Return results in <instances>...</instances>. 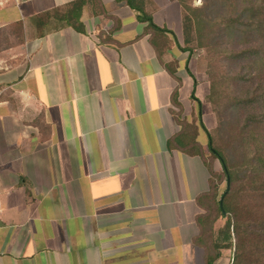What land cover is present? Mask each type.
I'll list each match as a JSON object with an SVG mask.
<instances>
[{
  "label": "crops",
  "instance_id": "crops-1",
  "mask_svg": "<svg viewBox=\"0 0 264 264\" xmlns=\"http://www.w3.org/2000/svg\"><path fill=\"white\" fill-rule=\"evenodd\" d=\"M75 1L0 0V264H206L225 181L181 10L142 0L158 52L125 0Z\"/></svg>",
  "mask_w": 264,
  "mask_h": 264
},
{
  "label": "rangeland",
  "instance_id": "rangeland-1",
  "mask_svg": "<svg viewBox=\"0 0 264 264\" xmlns=\"http://www.w3.org/2000/svg\"><path fill=\"white\" fill-rule=\"evenodd\" d=\"M170 1H173L171 5H178L181 10L182 20L176 26L177 34L182 46L189 48L190 57L188 58L192 60L191 68L201 81H207L205 87L196 91L195 104L198 101L199 105H203L206 113L205 120L208 127L211 128L210 132L214 139L213 143L227 151L229 156L233 157L236 163L242 167L241 169L236 168L238 177L236 184L242 191L230 200L235 199L233 203L238 212L246 214L245 208L250 201L247 191L248 181L244 179V174L249 173V170H246L248 168L242 164L241 158L245 153L253 155L256 148L260 149V142H264V137H261L264 135V111L262 112L260 108V104L264 103V78L258 77L260 72L258 67L262 62L258 61L257 67L252 65L254 58L259 56L264 58V51L262 54L254 51L256 43L264 48L263 43L257 37L256 31L251 30L241 34V37L226 36L223 30L224 24L227 23L225 20L220 21L222 23L217 21L214 24L211 23L209 33H205L201 39H198L193 22L184 23V15L187 11L179 0H156V3L169 4ZM261 1L226 0L214 3L216 5L213 7L211 0H186L190 7L207 6L202 10L206 13L205 15L209 14L213 18L217 13L215 14L217 16L229 17L232 23L241 20L247 22L251 17H255L253 8L264 6V2ZM169 6L170 4L167 7ZM245 6L253 8L251 11H244L242 8ZM260 17L264 18V16ZM8 37L7 34L0 33V47L8 44ZM248 48L253 52L249 57L243 59L236 55L238 51ZM256 73L257 76L254 75ZM258 93H261V98L254 97ZM220 120L222 124H220ZM248 140L250 144L246 143ZM223 187L221 188L223 189ZM257 210L258 207L255 211ZM223 250H226V255L233 254V248ZM250 259L252 262L256 260L257 263H264V255L256 254Z\"/></svg>",
  "mask_w": 264,
  "mask_h": 264
},
{
  "label": "trees",
  "instance_id": "trees-1",
  "mask_svg": "<svg viewBox=\"0 0 264 264\" xmlns=\"http://www.w3.org/2000/svg\"><path fill=\"white\" fill-rule=\"evenodd\" d=\"M125 1L132 9H135L139 12L140 19L147 21L149 28L154 33V40H156L154 41V44L158 52H160L161 48L166 45V38L164 34L168 30L166 28L157 26L153 22L151 14L144 10L142 0ZM220 1L226 0H211V4L213 7H215L216 4L214 3ZM82 2L83 0H77L70 4V8L77 9ZM179 2L184 7L185 11H187V13L184 15V23L187 21L193 22L198 39H201V37H203L205 33H209L211 23L214 24L216 21L220 22L222 20H225L227 21V23L224 24L223 30L226 36L241 37L240 35L245 34L247 31H256L257 37L261 39L260 41L264 46V18L260 17L264 16V6L261 5L258 6V8L245 6L244 8H242L244 11H251V9L253 8V12L254 14H256V16L253 18L251 17V19L247 22H243L241 20L239 22L232 23V20H230L229 17H220L215 15L217 13L214 14L213 18H211L209 14L205 15L206 13L202 12V10L207 8V6L205 7V5L202 8H194L190 7L187 4L186 0H179ZM261 2H264V0H262ZM159 39H161V41ZM260 48L261 45H258V43H256L254 46V51L258 52V54H262L264 48ZM182 49L189 51V48L187 47H182ZM252 53L253 52L250 50V48H248L238 51L236 55H239L243 59H245ZM233 55H235V53ZM258 61L262 62V64L258 67L260 71L258 77L264 78V58H262V56L254 58V61H252V65L257 67ZM254 75L257 76V73ZM192 97H194L193 93ZM254 97L261 98V93L254 95ZM262 104H260V108L263 112L264 103ZM220 124H222L221 120ZM206 131L208 135V151L210 155L217 158L221 164L220 174H212L214 175L215 179H218L216 180L217 183L222 179H224L225 181L224 187L219 193V197L216 198L217 192L216 190H213V186L216 183L214 182V179L211 180V195H209V197L215 201V209L212 212L215 213L214 218H212L210 221L212 222L218 217L222 216L225 217V223L219 229L216 239L212 241L209 246H206V264H212L213 260L219 256L221 249L232 248L233 254L231 255L229 264H260L257 263L256 260H253L254 262H252L250 257L252 258L256 254L264 255V142H260V149L259 147L256 148V150L253 151V155L244 152L245 154L243 155V158H241L242 164L245 166V168H248L246 170H249V173L244 174V179H247L248 181L247 185L249 187L247 188V191L250 203H248L247 208H245L246 214H243L240 211L238 212L237 208L235 207L233 203L235 199H232V201L230 200L231 198H235L239 194V192L242 191L237 187L236 184L238 178L236 174V168L238 167V169H241L242 167L236 163L233 157L229 156L227 151H224L223 149L216 146L213 143L214 139L212 133L208 130ZM261 137H264V135ZM246 143L248 144L249 140ZM256 207H258L257 211H255Z\"/></svg>",
  "mask_w": 264,
  "mask_h": 264
},
{
  "label": "water",
  "instance_id": "water-1",
  "mask_svg": "<svg viewBox=\"0 0 264 264\" xmlns=\"http://www.w3.org/2000/svg\"><path fill=\"white\" fill-rule=\"evenodd\" d=\"M220 206H221V202H220Z\"/></svg>",
  "mask_w": 264,
  "mask_h": 264
}]
</instances>
